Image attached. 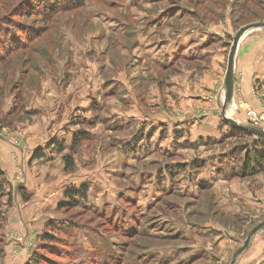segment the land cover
Here are the masks:
<instances>
[{
  "label": "rangeland",
  "instance_id": "374dc122",
  "mask_svg": "<svg viewBox=\"0 0 264 264\" xmlns=\"http://www.w3.org/2000/svg\"><path fill=\"white\" fill-rule=\"evenodd\" d=\"M257 22L264 0H0V264H230L264 221L245 195L264 163L240 171L231 204L197 178L263 158L264 142L222 118L225 135L191 142L196 116L167 92L172 80L194 88L207 46L226 66L236 32ZM193 32L208 35L187 51L178 40ZM84 185L71 205L66 192ZM235 264H264V228Z\"/></svg>",
  "mask_w": 264,
  "mask_h": 264
},
{
  "label": "crops",
  "instance_id": "0c3cea01",
  "mask_svg": "<svg viewBox=\"0 0 264 264\" xmlns=\"http://www.w3.org/2000/svg\"><path fill=\"white\" fill-rule=\"evenodd\" d=\"M196 33L197 32H193L183 35L182 38L178 40L179 45H184L188 49L187 51L192 50L195 43L202 41L204 37L208 35L197 34L198 36H196ZM248 33L237 45L233 68L232 101L225 110L227 117L240 124L247 120L244 115V110L246 109L257 113H264V34L249 37ZM178 42L176 38V44H174L175 48ZM207 48L208 51L206 50V54L211 57L210 67L204 70V72L207 73L203 75L198 83H195L194 88H192V86L182 85L176 80H172L169 84L170 89L167 92L171 99L179 100L185 108L190 110L187 113L188 115L196 116L192 118L195 120L190 123L188 127L189 135H187L190 141L194 143L198 140L206 141L217 138L222 134L225 135L228 131L227 126H221L220 124L222 118L221 109L219 115L215 112V109H217L219 105H221L222 108L224 100L223 95H225V90L224 93L221 92L224 88L226 72V66L223 63V50L210 51L208 46L206 49ZM153 51V57L161 56L160 48ZM220 93L222 96H220ZM168 102L172 107L174 106L173 100H169ZM197 109L202 110L201 116L196 115ZM175 121L177 122L178 120H169L166 122L171 126L176 123ZM161 123V121L157 120L154 125L159 126ZM170 129L172 130L173 128L171 127ZM176 129H179V125L174 131H176ZM167 140L168 139H161L159 137L158 142L164 145ZM211 153L223 155V152ZM245 156L246 153H244L243 161ZM215 162H219L218 157L215 159ZM244 167L245 165L243 163L240 167L241 169L238 170L239 172L234 168V172H229V176L219 177L215 175L213 169L207 165L203 173L200 174V176L198 175L197 179L198 181L201 179L202 183H208V189L217 204L221 206L225 203L231 204L229 199L240 197L239 183L236 180L241 177L242 172L240 171H243ZM252 169L256 168L252 167ZM204 172H206V174H204ZM256 180L261 181L263 184L260 190L256 188L250 190V188H248L246 189L245 195H249L250 199L254 201L252 202L254 205H264V175H260ZM252 182L250 178L251 185L253 184ZM190 185L194 186L196 184Z\"/></svg>",
  "mask_w": 264,
  "mask_h": 264
},
{
  "label": "water",
  "instance_id": "95a60500",
  "mask_svg": "<svg viewBox=\"0 0 264 264\" xmlns=\"http://www.w3.org/2000/svg\"><path fill=\"white\" fill-rule=\"evenodd\" d=\"M258 29H263L264 30V23L262 22H257V23H252L245 25L236 32L232 39V43L230 45V49L228 52L227 56V65H226V72H225V78H224V90H225V95H224V100L221 108V117L223 121L232 127L233 129L246 133L249 136H253L261 141L264 142V130L261 128H255V127H250V126H245L242 125L233 119L229 118L225 114V110L227 106L231 103L232 101V92H233V68H234V57H235V52L237 49V45L239 41L249 32L253 30H258ZM264 228V221L260 222L257 226H255L247 235L243 245L239 248L237 252H235L232 256L230 264H235L236 258L248 247L249 242L251 240V237L255 235L259 230Z\"/></svg>",
  "mask_w": 264,
  "mask_h": 264
},
{
  "label": "trees",
  "instance_id": "16d2710c",
  "mask_svg": "<svg viewBox=\"0 0 264 264\" xmlns=\"http://www.w3.org/2000/svg\"><path fill=\"white\" fill-rule=\"evenodd\" d=\"M79 141H80V138H76V139L72 140V153H74L77 150V148L79 147ZM60 149H61V147H60ZM39 157H41V154H38L35 156V158H39ZM252 159H253V161L250 162V160H252ZM64 162H65V165L67 168H71V166H72L71 156H65ZM251 163L254 165V168H256V169L251 168ZM263 163H264V157L262 158V156H260V155L258 156V154L256 152L254 153V155L251 159H250L249 155L247 154L245 156V169L243 171L242 176L246 177L247 174L251 175L257 171H261ZM0 187H1V185H0ZM87 191H88V189L84 185V186L80 187L79 189H74V190H70V191L66 192L65 195L67 197V201L71 205H76V203H77L76 199H78L79 202L83 201L84 197L87 194ZM51 240H53V239L50 235H47V234L44 235V242H50ZM45 248H48V247H45ZM42 258L44 259V257L41 255L35 256L34 259L32 260L33 261L32 264H39L40 261L42 260Z\"/></svg>",
  "mask_w": 264,
  "mask_h": 264
},
{
  "label": "built area",
  "instance_id": "2783aa9c",
  "mask_svg": "<svg viewBox=\"0 0 264 264\" xmlns=\"http://www.w3.org/2000/svg\"><path fill=\"white\" fill-rule=\"evenodd\" d=\"M246 117L254 127L263 128L264 113H257L255 111L248 110L246 112Z\"/></svg>",
  "mask_w": 264,
  "mask_h": 264
}]
</instances>
